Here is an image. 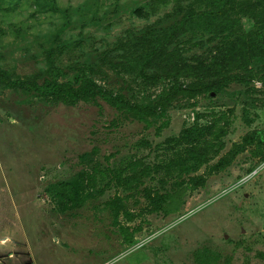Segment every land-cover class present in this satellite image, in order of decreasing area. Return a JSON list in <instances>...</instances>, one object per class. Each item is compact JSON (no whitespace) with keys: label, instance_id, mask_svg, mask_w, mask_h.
I'll list each match as a JSON object with an SVG mask.
<instances>
[{"label":"rangeland","instance_id":"1","mask_svg":"<svg viewBox=\"0 0 264 264\" xmlns=\"http://www.w3.org/2000/svg\"><path fill=\"white\" fill-rule=\"evenodd\" d=\"M176 4L0 0V67L41 83L51 52L65 73L59 81H74L84 69L129 102L153 104L170 81L148 83L122 65L142 51V36L151 38L178 18ZM240 21L244 30L264 25L244 15ZM211 35L179 38L183 57L207 61L220 43ZM207 125L223 128L221 147L186 172L195 143L174 139L184 128ZM248 133L264 134L261 79L179 95L164 115L147 119L102 99L69 104L0 83V264H264L257 255L264 252V161L253 154L255 146L223 170L208 171ZM143 168L136 187L116 185L114 172L139 176ZM88 174L95 181L85 198L75 204L61 198L63 183L84 186ZM116 196L124 209L118 215L110 205ZM157 197L160 207L153 209Z\"/></svg>","mask_w":264,"mask_h":264},{"label":"trees","instance_id":"2","mask_svg":"<svg viewBox=\"0 0 264 264\" xmlns=\"http://www.w3.org/2000/svg\"><path fill=\"white\" fill-rule=\"evenodd\" d=\"M175 1L176 9L180 13L178 18L160 28L151 38L142 36L139 40L142 51L132 58L125 59L122 65L123 69L148 83L154 84L163 79L170 81L169 87L162 90L153 104L129 102L122 93L112 92L98 84L85 73L84 69L78 71L74 81H59L58 77H64L65 73L52 63L51 52L47 57L49 62L47 76L41 83L13 78L1 67L0 83L10 88L33 89L41 96L69 104L102 99L109 106L134 119H147L164 115L166 108L179 95L194 97L201 93L216 92L231 81L249 83L253 79H261L264 82V25L253 24L251 29L244 30L240 21L241 15L249 17L255 23L264 21V0H192L186 6L181 5V0ZM188 33H209L213 37H220L219 45L214 48V53L207 61L194 58V62L189 63L183 57L184 49L178 46V41ZM250 64L255 65L254 71L249 68ZM239 69L245 72H239ZM184 77H191L193 81L183 83L181 79ZM245 120L249 121L246 112ZM213 126L187 127L174 139L178 144L195 143L189 150L188 158L193 164L184 168L186 172L206 163L208 154H216L221 147V144L217 143L218 137L224 134L223 128L218 127L214 131ZM251 145L255 146L253 154L260 155L261 160L264 161V151H262L264 134L260 139L256 134L248 133L242 136L240 141L233 142L229 150L208 167V171L212 173L223 170L230 165L237 154ZM144 173L146 168L141 170L139 176L133 170L131 175L120 177L117 171L113 173V178L117 186L129 189L132 186L136 187L137 180ZM84 181V186L79 182L63 183L61 198L70 204L85 198L87 196L85 188L91 187L95 178L92 174H88ZM203 182L204 180L200 178V183ZM155 199H152L153 209H158L161 197ZM110 205L115 215L124 210L119 196H116ZM257 255L264 258V252H258ZM226 264H230V261L226 260Z\"/></svg>","mask_w":264,"mask_h":264}]
</instances>
